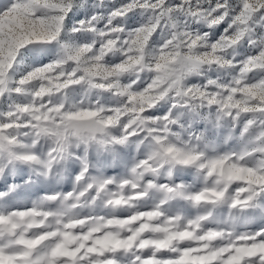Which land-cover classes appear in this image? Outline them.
I'll list each match as a JSON object with an SVG mask.
<instances>
[{"label":"snow or ice","instance_id":"snow-or-ice-1","mask_svg":"<svg viewBox=\"0 0 264 264\" xmlns=\"http://www.w3.org/2000/svg\"><path fill=\"white\" fill-rule=\"evenodd\" d=\"M102 6L0 0V176L81 166L71 192L0 206V264H264V223L247 227L264 220V0H120L106 16ZM184 114L229 123L239 146L210 150ZM133 143L149 150L126 175L92 174L91 151ZM177 168L199 186L173 181ZM98 202L111 213L80 214Z\"/></svg>","mask_w":264,"mask_h":264},{"label":"rangeland","instance_id":"rangeland-1","mask_svg":"<svg viewBox=\"0 0 264 264\" xmlns=\"http://www.w3.org/2000/svg\"><path fill=\"white\" fill-rule=\"evenodd\" d=\"M94 2L99 3V0H88L89 4ZM120 0H103V6L98 7L95 11L103 12L105 16L112 9L114 5H118ZM83 11V10H81ZM71 15V14H70ZM145 16L137 15L135 19L129 20L127 23L136 27L139 26L144 20ZM75 20L66 21L68 28H71V24L75 23ZM104 21H101V26ZM223 25L219 26L216 30L217 34L223 31ZM93 37L90 34H76V39L80 42L90 41ZM159 41V35L155 37ZM238 52L243 54V49H237ZM113 62H119V57H113ZM23 67V66H21ZM74 99L82 98V94L79 89L76 90V93L73 97ZM15 99V97L13 98ZM23 98H21L22 100ZM105 99L111 100L107 96ZM0 109L6 110V105H0ZM167 111V106L161 108V113ZM179 115V114H178ZM182 122L186 125L191 124V127L197 130L198 132H203L205 134L206 140L209 144V149H216L218 151L224 152L237 148L239 146L238 136L233 133L232 126L227 123H221L220 125H215L210 121L204 119L192 120L190 115L184 114L180 116ZM179 131V129H177ZM235 133H239V129L235 130ZM232 137V138H230ZM186 138V137H185ZM48 145L41 141L38 145V150L41 152H46ZM146 145L129 144L126 146H119L115 153H96L94 150L89 153V159L95 165L91 170L93 175L103 174L105 176H123L126 175L133 162L136 159L143 158V156L148 151ZM79 161L73 162L69 161L64 165H61L53 170V174L49 176H44L39 173V170H32L27 167V165H17L15 170L9 167L3 176H0V192H7L8 196L5 199H0V206L8 204L12 209H26L31 208L34 202L40 200L46 195H51L54 193H67L71 192L76 184L75 179L80 171ZM32 178V183H25L26 180ZM171 179L175 182H186L189 184L196 183L194 171L191 169H174ZM169 177L167 173H163L159 179L160 183L168 182ZM9 185H17L14 190H9ZM160 194L153 193L151 197L145 201L141 202L142 208L151 207L154 203L158 202ZM47 207H56L55 203H49ZM179 208L187 214H193L194 209H191L182 204L176 202L172 203V210L175 211ZM111 209L103 207L99 202L95 206H88L79 209V212L82 216L87 215H106L111 213ZM218 214L221 219L227 218L228 210L218 209ZM117 215H128L130 212L128 210H118ZM264 223V220L255 219L252 224L247 225V227L252 228L256 225ZM243 222L241 221V228H243Z\"/></svg>","mask_w":264,"mask_h":264},{"label":"clouds","instance_id":"clouds-1","mask_svg":"<svg viewBox=\"0 0 264 264\" xmlns=\"http://www.w3.org/2000/svg\"><path fill=\"white\" fill-rule=\"evenodd\" d=\"M229 46L230 45H226V44H218V45L214 46V49L213 50L215 51L216 49H222V50H225V54H227L226 49ZM141 59H142V57H141ZM225 63H227V61H225Z\"/></svg>","mask_w":264,"mask_h":264}]
</instances>
